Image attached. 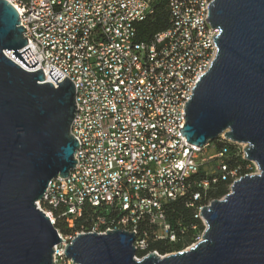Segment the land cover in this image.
<instances>
[{
  "label": "built area",
  "instance_id": "2783aa9c",
  "mask_svg": "<svg viewBox=\"0 0 264 264\" xmlns=\"http://www.w3.org/2000/svg\"><path fill=\"white\" fill-rule=\"evenodd\" d=\"M6 1L24 29L27 43L21 50L28 47L33 54L26 61L35 57L38 62L34 68L20 66L41 68L40 83L56 85L48 75L52 65L62 74L56 82L66 76L75 88L71 133L79 145L77 162L67 177L48 183L47 204L38 201L37 206L53 225V209L68 226L83 215L85 205L111 214L108 223L97 215L88 231L62 235L56 229L61 240L53 246L52 264H75L65 261L67 244L81 233L115 230L118 221H130L126 231L134 232L136 252L147 251L154 241H174L164 201L187 195L195 184L206 188L207 181L195 182L192 176L225 152L213 153L210 143L190 144L179 131L184 103L203 66L217 54L213 36L219 30L206 21L213 0ZM158 2L166 4L170 24L158 38L143 41L133 16L153 15ZM169 29H177V36H169ZM187 61H194V70H186ZM218 166L226 170L222 160ZM206 205L195 214L204 228L200 213Z\"/></svg>",
  "mask_w": 264,
  "mask_h": 264
},
{
  "label": "water",
  "instance_id": "95a60500",
  "mask_svg": "<svg viewBox=\"0 0 264 264\" xmlns=\"http://www.w3.org/2000/svg\"><path fill=\"white\" fill-rule=\"evenodd\" d=\"M206 21L217 28V54L185 102L182 136L203 147L219 136L243 145L256 167L203 206L200 239L182 251L137 257L134 232L78 234L65 248L75 264H264V0H213ZM15 7L0 0V264H52L60 237L37 206L48 183L77 162L71 125L75 88L38 62ZM21 50V51H20Z\"/></svg>",
  "mask_w": 264,
  "mask_h": 264
},
{
  "label": "trees",
  "instance_id": "16d2710c",
  "mask_svg": "<svg viewBox=\"0 0 264 264\" xmlns=\"http://www.w3.org/2000/svg\"><path fill=\"white\" fill-rule=\"evenodd\" d=\"M169 24L168 8L164 2H158L154 7L153 15L138 23V38L149 41L156 33L167 28ZM210 145L213 146V153L223 149L225 152L221 157H213L203 163L199 171L191 178L192 181L199 183L207 181V187L192 185L187 195L175 200H166L163 203L165 218L174 231L176 239L171 242L167 240L151 242L147 251L136 252L137 257L140 258L153 251L161 255L178 252L196 242L204 230L201 220L195 217L197 208L210 203L212 200L221 199L229 192L230 185L234 180L255 172L254 164L244 159L240 145L221 139L213 140ZM220 160L226 167L224 171L218 166ZM223 174L225 178L222 177ZM195 193H199L198 199H193ZM53 213L54 227L62 235L73 234L82 229L84 231L90 230L97 215H101L108 223L111 215L109 211H101L96 207L85 205L83 215L75 220L73 226H68L64 218L60 216L59 209H53Z\"/></svg>",
  "mask_w": 264,
  "mask_h": 264
},
{
  "label": "bare ground",
  "instance_id": "6f19581e",
  "mask_svg": "<svg viewBox=\"0 0 264 264\" xmlns=\"http://www.w3.org/2000/svg\"><path fill=\"white\" fill-rule=\"evenodd\" d=\"M149 16H151V12H140L139 14H136L133 16V24H138L139 22L144 21ZM218 34H219V31H217V35ZM169 36H177V29H169ZM152 38H158V33H156ZM214 46H216L215 42H214ZM214 59H215V56H211V63L213 62ZM16 62L18 63V61ZM211 63H207L205 66H203L200 76L205 74L206 71H208ZM18 64L20 65V63ZM186 70H194V61H187ZM53 86L56 87V85H53ZM40 204H47V195H43L42 199L40 200ZM117 229L131 230L130 221H118ZM65 261H72V260L65 256Z\"/></svg>",
  "mask_w": 264,
  "mask_h": 264
},
{
  "label": "rangeland",
  "instance_id": "374dc122",
  "mask_svg": "<svg viewBox=\"0 0 264 264\" xmlns=\"http://www.w3.org/2000/svg\"><path fill=\"white\" fill-rule=\"evenodd\" d=\"M15 61H17V60L15 59ZM18 63H20V62H18Z\"/></svg>",
  "mask_w": 264,
  "mask_h": 264
}]
</instances>
